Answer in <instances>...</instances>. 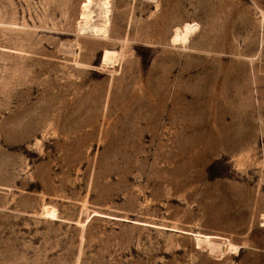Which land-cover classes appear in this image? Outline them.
I'll use <instances>...</instances> for the list:
<instances>
[{"label": "rangeland", "instance_id": "1", "mask_svg": "<svg viewBox=\"0 0 264 264\" xmlns=\"http://www.w3.org/2000/svg\"><path fill=\"white\" fill-rule=\"evenodd\" d=\"M0 264H264V0H0Z\"/></svg>", "mask_w": 264, "mask_h": 264}, {"label": "bare ground", "instance_id": "2", "mask_svg": "<svg viewBox=\"0 0 264 264\" xmlns=\"http://www.w3.org/2000/svg\"><path fill=\"white\" fill-rule=\"evenodd\" d=\"M105 1H107V0H105ZM93 3H94V2H93ZM103 3H104V1H103ZM108 3H109V2H108ZM101 4H102V3H101ZM96 5H97V4H95V6H96ZM98 5H99V4H98ZM100 6H101V5H100ZM103 6H104V5H103ZM88 7H89V6H88ZM92 7H93V6H92ZM101 7H102V6H101ZM101 7H100V9H99L98 6H97V8L95 7V9H99V10L95 11L97 16H94V17L99 18L98 15L102 16L103 14L101 15V12H98V11H103V10H105V8L108 9L107 6H106L104 9L102 8L103 10L101 9ZM90 9H92V8H90ZM90 9L87 8V13H86V16H85L84 21H83V23H84V24H83V29H84V27H87L88 29H90V30L92 29L93 31H99V30H102V31H103V29H102V24L105 25V24L107 23V22L104 21L105 18H106L107 16H105L104 19H103V16H102V19H101L102 22L104 21L105 23L97 24V23H95V21L92 22V21H93V18H92V17H91L92 21H91V20L89 21V17L92 16V15H90V14L93 13V11L91 10L92 12L89 14L90 16L88 15V13H89L88 11H90ZM95 9H94V7H93V10H95ZM107 11H108V10H106V12H104L105 15H106ZM97 12H98V14H97ZM108 13H109V12H108ZM93 14H94V13H93ZM94 15H95V14H94ZM97 18H96V19H97ZM98 20H99V19H98ZM107 20H108V19H107ZM97 22H98V21H97ZM81 26H82V25H81ZM81 26H80V29H82ZM87 28H86V29H87ZM86 29H84V30H86ZM88 31H89V30H88ZM102 31H101V32H102ZM89 32H90V31H89ZM92 34H93V33H92ZM95 34H96V33H95ZM101 34H102V33H101ZM183 34H184V33H183ZM179 39H185V34H184V35H181V34H180V35H179ZM48 207H50V206H48ZM45 208H46V207H45ZM45 208H44V209H45ZM45 214H47L46 216H50V215H51V216H54V215L56 214V210H55L54 208H50V209L48 208V209L46 210ZM93 214H98V213L93 212ZM51 216H50V217H51ZM116 218H117V217H116ZM216 238H218V237H217V236H213V235L200 234L198 239L205 240V241H207V242H208V241H209V242H213L212 244H214V241L216 240ZM201 240H200V241H201ZM205 241H204V242H205ZM198 244H199V243H198ZM200 244H201V243H200ZM229 244H230V243H229ZM217 245H218V244H217ZM216 251H217V250H216Z\"/></svg>", "mask_w": 264, "mask_h": 264}]
</instances>
